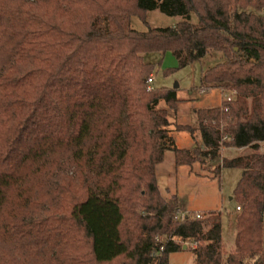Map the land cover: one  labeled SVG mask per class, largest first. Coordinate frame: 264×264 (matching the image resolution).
<instances>
[{
    "label": "trees",
    "instance_id": "trees-1",
    "mask_svg": "<svg viewBox=\"0 0 264 264\" xmlns=\"http://www.w3.org/2000/svg\"><path fill=\"white\" fill-rule=\"evenodd\" d=\"M153 9L180 20L130 28ZM210 51L224 59L199 89L234 96L170 128L157 104L175 91L147 89L143 55L181 68ZM194 129L201 144L177 148L171 132ZM263 141L264 0H0V264H165L183 241L194 264H264ZM221 146L249 150L214 167L240 170L228 249L220 211L175 221L155 179L164 151L190 167Z\"/></svg>",
    "mask_w": 264,
    "mask_h": 264
},
{
    "label": "rangeland",
    "instance_id": "rangeland-1",
    "mask_svg": "<svg viewBox=\"0 0 264 264\" xmlns=\"http://www.w3.org/2000/svg\"><path fill=\"white\" fill-rule=\"evenodd\" d=\"M180 20L179 16H169L159 12L157 9L148 10L145 17L132 15L129 17L130 28L143 32L153 27H170ZM189 22L196 23V16L193 13L189 15ZM145 62L156 64L151 76V88H173L174 83L177 87L174 89L177 102L174 108H168L163 101H159L157 108L166 110V117L173 125H191L196 128L197 121L195 109L213 107L220 104L222 93L218 89H199V78L201 72L207 67L222 61L224 58L221 53L210 51L184 67L178 68L174 56L165 52L148 53L143 55ZM222 93V94H221ZM197 130V129H196ZM183 137V136H182ZM193 143L200 142L199 133H196ZM187 140V139H186ZM180 138L178 143L186 146L187 141ZM226 140V139H225ZM224 141V140H223ZM197 144V143H196ZM258 151L264 152V141L259 143ZM247 149L243 154L248 153ZM241 154V155H243ZM236 150H227V147L221 146L218 156L213 160L203 159L202 162H195L189 166H174L171 151H164L160 163L155 166L157 186L163 197L167 198L174 192L179 203L186 211H198L202 215L208 211H220L221 214V237L225 248L232 245V215L235 211L232 196V190L239 176V170L236 168H221L218 175L214 167L220 162L221 156L235 157ZM186 248L171 252L167 256L165 264H194V253L188 245Z\"/></svg>",
    "mask_w": 264,
    "mask_h": 264
},
{
    "label": "crops",
    "instance_id": "crops-1",
    "mask_svg": "<svg viewBox=\"0 0 264 264\" xmlns=\"http://www.w3.org/2000/svg\"><path fill=\"white\" fill-rule=\"evenodd\" d=\"M198 109V108H197ZM197 109H195V116H196V110ZM189 126H191V125H189ZM192 128H195V125L194 126H191ZM196 133H199V131L198 130H196V129H194L193 130V132H192V134H189L187 131H172L171 132V135H172V138H173V141H174V144H175V146L177 147V148H180V149H191V148H193L195 145H196V143H197V145H200L201 144V141L198 143V142H196V143H193V140H195L196 138H195V136H196ZM184 137V140H186L187 141V145L186 146H182L181 144H179L178 143V141H179V139L180 138H183ZM199 136H200V134H199ZM201 140V139H200ZM196 141V140H195ZM261 143H263V142H261ZM260 145V144H259ZM248 148H227V150L229 151V150H236V152L238 153V155L237 156H240L241 154H243V152H245L246 150H247ZM236 157V156H235ZM163 158V157H162ZM231 158V157H230ZM172 159H173V154H172ZM162 161V160H161ZM160 161V162H161ZM159 162V163H160ZM173 163H174V161H173ZM157 165V164H156ZM175 166V165H174ZM179 166H184V165H179ZM175 167H177V166H175ZM239 170V169H238ZM239 174H240V170H239ZM155 179H156V173H155ZM156 184H157V180H156ZM157 188L159 189V187L157 186ZM171 194H173L174 192H170ZM175 194V193H174ZM229 199H231L232 200V198L230 197ZM181 207H182V205H181ZM235 208V207H234ZM182 209H184L183 207H182ZM190 212H198V211H190ZM198 213H200V212H198ZM263 219H264V216H263ZM232 229H233V221H232ZM233 236H234V230H233V235H232V240H233ZM186 248V247H185Z\"/></svg>",
    "mask_w": 264,
    "mask_h": 264
},
{
    "label": "built area",
    "instance_id": "built-area-1",
    "mask_svg": "<svg viewBox=\"0 0 264 264\" xmlns=\"http://www.w3.org/2000/svg\"><path fill=\"white\" fill-rule=\"evenodd\" d=\"M152 82V79H151V76H148L146 78V87L147 89H151V87L149 86ZM222 93H226V95L224 97H222V100L223 101H229L235 94L234 90H224V91H221ZM221 93V94H222ZM227 139L226 136H223L222 137V140H225ZM239 207L238 206H235V210H238ZM202 216L201 213H198V212H190V211H186L184 209L178 211L175 215H174V220L175 221H181L183 218L185 217H192V218H200ZM184 246L185 245H188L190 247V249L194 248L196 246L195 242L193 241H183L181 242Z\"/></svg>",
    "mask_w": 264,
    "mask_h": 264
},
{
    "label": "water",
    "instance_id": "water-1",
    "mask_svg": "<svg viewBox=\"0 0 264 264\" xmlns=\"http://www.w3.org/2000/svg\"><path fill=\"white\" fill-rule=\"evenodd\" d=\"M177 87V84L176 83H174V85H173V89H175ZM185 248V246L184 245H182V249H184Z\"/></svg>",
    "mask_w": 264,
    "mask_h": 264
}]
</instances>
